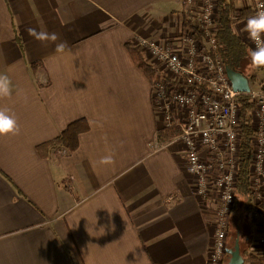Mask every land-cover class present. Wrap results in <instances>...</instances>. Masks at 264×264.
Returning <instances> with one entry per match:
<instances>
[{"label": "crops", "instance_id": "obj_1", "mask_svg": "<svg viewBox=\"0 0 264 264\" xmlns=\"http://www.w3.org/2000/svg\"><path fill=\"white\" fill-rule=\"evenodd\" d=\"M182 12L181 0H0V74L12 82L0 109L20 127L0 136V264H206L213 212L173 137L162 140L150 76L130 52L135 34L175 33ZM81 119L77 150L42 156ZM109 154L115 163L99 164ZM250 222L244 264H260Z\"/></svg>", "mask_w": 264, "mask_h": 264}, {"label": "built area", "instance_id": "obj_2", "mask_svg": "<svg viewBox=\"0 0 264 264\" xmlns=\"http://www.w3.org/2000/svg\"><path fill=\"white\" fill-rule=\"evenodd\" d=\"M181 3L182 24L175 33L158 38L135 34L131 45L140 50L153 71L151 100L161 130L178 129L169 143L179 148L184 166L195 177V194L213 212L215 237L206 264H224L227 252L243 140L238 99L246 96L255 103L249 216L255 226L257 258L264 264V78L257 86L253 83L248 93L235 91L214 36L219 0ZM238 4L235 32L253 49L245 25L249 17L264 10V0H240ZM243 8L250 10L248 16L241 12Z\"/></svg>", "mask_w": 264, "mask_h": 264}, {"label": "trees", "instance_id": "obj_3", "mask_svg": "<svg viewBox=\"0 0 264 264\" xmlns=\"http://www.w3.org/2000/svg\"><path fill=\"white\" fill-rule=\"evenodd\" d=\"M240 0H219V11L217 19V29L214 32L216 37L221 56L226 65L231 66L234 70L241 72L242 74L250 77L253 83L256 82L257 77L247 72V66L252 65L250 57L248 55L250 48L241 40V38L235 32V17L239 8ZM243 15L248 16L250 10L247 8L241 9ZM131 55L135 63L152 79L153 71L146 64L143 54L140 50L134 46L130 47ZM262 69V68H260ZM238 104L241 111L242 122V144L240 152V171L237 178L236 189V203L230 216L229 227L227 229V239L229 246H235L237 239L240 241L241 254L245 259V255L248 252L249 244L253 241V234L249 233V224L253 225V221L247 214L250 211L246 208L250 197L252 196V188L250 184V159H251V140L254 135V130L251 121V112L255 106V103L246 96H242L238 99ZM90 130V126L85 119H81L71 123L58 138L52 140L38 149L42 152L43 157H48L50 151L56 147H65L71 151L77 150L80 145L79 137L81 134ZM178 133V129L162 130V140L171 139ZM43 150L45 152L43 153ZM253 222V223H252ZM243 229L241 230V228ZM252 227V226H251ZM241 236L246 238V241H241ZM234 248V247H233ZM228 249H230L228 247ZM230 256L226 253L225 264H228Z\"/></svg>", "mask_w": 264, "mask_h": 264}, {"label": "clouds", "instance_id": "obj_4", "mask_svg": "<svg viewBox=\"0 0 264 264\" xmlns=\"http://www.w3.org/2000/svg\"><path fill=\"white\" fill-rule=\"evenodd\" d=\"M30 36L41 42H56L59 37L56 33L37 31L35 28L27 29ZM245 31L250 40L255 44V48L249 50L251 63L256 68H264V10L258 11L255 15L248 18ZM67 48L66 42L61 41L56 44L57 52H64ZM12 95V82L6 74H0V99L8 98ZM20 127L14 115L10 114L7 108L0 109V136L9 134L17 135ZM113 155L101 157L99 164H114Z\"/></svg>", "mask_w": 264, "mask_h": 264}, {"label": "water", "instance_id": "obj_5", "mask_svg": "<svg viewBox=\"0 0 264 264\" xmlns=\"http://www.w3.org/2000/svg\"><path fill=\"white\" fill-rule=\"evenodd\" d=\"M226 70L235 91L240 93H248L251 91L253 81L250 77L234 70L229 65L226 66ZM226 253L230 256L228 264H244L245 259L241 254L239 239L236 240L234 248L227 249Z\"/></svg>", "mask_w": 264, "mask_h": 264}, {"label": "rangeland", "instance_id": "obj_6", "mask_svg": "<svg viewBox=\"0 0 264 264\" xmlns=\"http://www.w3.org/2000/svg\"><path fill=\"white\" fill-rule=\"evenodd\" d=\"M247 72H248L249 74H252V75H254L255 77H257V80H256V82L254 83L255 86H257V85H258V82H259L260 80H262L263 77H264V73L262 72V70H261L260 68H256V67H254L253 65H248V66H247ZM228 247H229L230 249H232V248L234 247V245H233L232 247H230V246H229V241H228V239H227V249H228ZM224 264H225V259H224Z\"/></svg>", "mask_w": 264, "mask_h": 264}]
</instances>
